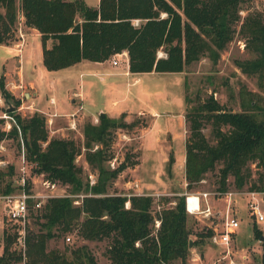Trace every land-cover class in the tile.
<instances>
[{
    "label": "trees",
    "instance_id": "16d2710c",
    "mask_svg": "<svg viewBox=\"0 0 264 264\" xmlns=\"http://www.w3.org/2000/svg\"><path fill=\"white\" fill-rule=\"evenodd\" d=\"M247 1L98 0L97 8L92 9L83 0H0V45L13 41L15 30L19 38L16 25L21 17L22 29H33L39 35L41 64L47 72L81 61L102 63L125 53L131 74H180L202 58L218 61L220 52L233 40L234 26ZM240 33L255 58L238 62L237 67L247 76L264 80V19L247 16ZM0 97L14 109L9 114L15 124L7 133L0 131V141L20 137L26 165L33 174H41L50 183L67 185L69 196L80 194L79 200L69 196L49 198L38 208L35 202H28L23 248L16 246L17 228L2 218L7 225L2 230L0 264H96L80 249H65L63 253L47 250L50 241L71 232L88 242L107 240L108 264H187L192 229L185 196L176 197L174 206L157 204L159 213L154 216L149 196L107 193V186L127 167L122 161L113 169L102 168L103 162L112 158L108 151L111 133L133 126L122 121L123 114L119 119L98 117L96 125L85 123L78 146L71 139H49L45 119L39 113L27 117L16 113L20 102L5 90L1 77ZM250 102L242 107H251ZM185 118L189 124L187 187L217 170L220 193L227 192L230 176L236 188L242 189L250 177L248 164L264 165V119L254 113L225 111L210 95L189 107ZM206 125L210 126L213 144L203 134ZM82 149L84 161L97 171L92 186L82 183L81 170L75 165ZM172 163L171 157L168 166ZM12 175V166L0 168V195L14 191L10 183L4 184ZM251 190L263 191L255 185ZM155 222H159L157 229ZM254 232L260 239V232ZM212 234V229L197 234L193 246L209 240ZM262 247L264 264V239Z\"/></svg>",
    "mask_w": 264,
    "mask_h": 264
},
{
    "label": "rangeland",
    "instance_id": "374dc122",
    "mask_svg": "<svg viewBox=\"0 0 264 264\" xmlns=\"http://www.w3.org/2000/svg\"><path fill=\"white\" fill-rule=\"evenodd\" d=\"M239 15L240 20L234 26L233 40L220 52V57L216 63L208 58H202L200 61L187 66L183 73L142 74L137 76L138 81L135 83H132L136 78L135 76L109 77L105 75V73H112L106 65H109L114 55L107 60L106 64L98 68H94L89 62H82L70 68L47 72L42 67L39 59H36L34 51L37 47L39 48V41H36L37 46H35L33 38L29 37L27 39V45L25 44L19 50V53L13 49H0V75L4 73L5 75L12 74L14 76L19 71L20 80H17L19 86L16 88L17 92L23 91L28 82L33 85L36 97L33 96L32 100L37 103L32 106L31 113H34V109H45L50 113L64 114L73 112L78 106L81 107L80 111L78 110L76 116H74V130L52 134L50 128L63 127L64 118H57L58 120L53 122L51 127L45 122L49 139H71L78 146H81L82 126L85 123L96 125L97 122H94V120H98L99 113L107 112L112 101L121 100L134 112L140 110L146 113L143 116L129 114L128 118L123 117L122 121L126 125L133 124V126L116 129L111 133L108 151L112 158L103 162L102 168L105 170L115 168L122 161L126 163L127 167L110 183V186H107L106 190L108 194L125 197L136 194L151 197L153 200L151 209L154 216L159 213L157 204L164 203L163 207L174 206L178 196L209 194L208 205L212 216H189V226L192 229V235L190 236L192 247L190 248L187 264L193 262L197 264H226L230 261H233L234 264H262L264 223H256L251 216L248 203L251 200L249 193H259L257 197L264 214V165H257V162L254 164L249 163L247 167L250 171V177L243 188L237 189L233 177L230 176L227 181V192L220 193L218 191L219 176L217 170L207 173L200 183L189 188L185 180L184 164L181 160L177 163L173 160L174 164L171 165L172 175L170 174L171 167L168 166V162L163 163V159L168 158L169 153H173L178 149L172 141V127L179 130L180 142L186 143L189 137V124L185 118L188 108L196 106L210 95L225 111L241 112L247 110L260 119H264V80H260L254 75L247 76L237 67L238 62L255 58V55L246 47L245 38L240 33V26L247 16H260L264 19V0H248L242 5ZM22 31L26 32L23 29ZM16 34L17 30L14 31L12 37L14 35L16 37ZM26 34H30V32L27 31ZM30 41L32 42L30 43ZM47 44L49 45L50 42ZM158 56L162 57L163 52L159 51ZM110 84L115 86L116 97H113L114 94L108 90ZM72 94L76 95L72 96ZM50 98L54 103L49 102ZM13 99H18L19 102H23V105L30 106V103H28L31 100L30 96L26 98L13 96ZM247 101H251L252 108L242 107ZM9 103L13 104L12 101H9ZM246 105L247 103L244 106ZM4 107L5 104L0 107V114L3 112ZM22 112L26 117L30 115L26 111H21L18 114L22 117H24ZM152 112L158 114L157 123L161 129V134H158L155 139H160L161 144L158 145L161 147L151 150L157 151L158 155L145 156L142 159L143 152L149 149L142 146L143 133L147 128L155 126L153 118L150 116ZM39 114L46 121V115ZM81 114L88 117L93 116L95 119L92 121L89 118H82ZM166 120L170 123L163 124ZM179 120L180 123L177 122ZM2 128H4V121L0 120V130ZM203 134L210 144L214 143L210 126L206 125L204 127ZM155 139L152 142H157ZM18 143V139L4 138L2 142L4 152H0V162H3L0 168L12 166L13 170L12 177L6 178L4 184L10 183L14 191L16 190L15 185L18 177L16 175L19 161ZM181 150L183 151V148ZM75 165L81 170L82 183L87 182L88 186H92L97 179V171L89 167L84 161L83 149L76 157ZM26 172L25 191L33 195L45 194L46 190L41 186L43 176L33 174L28 167ZM91 181L93 184H90ZM252 185L263 191L251 190ZM56 186V194L69 196L70 188L67 185L56 183ZM69 197L79 200L80 194ZM202 201V206L205 208L207 204L204 200ZM125 205L127 207L128 204ZM226 211L229 212L230 217L239 223V228L229 243L230 255L226 257V248L216 246L209 240L194 247L193 241L196 240L197 234H205L209 229H212L213 233L214 229L217 232L222 231ZM6 225L0 211V254L2 230ZM254 229H257L262 235L260 239H258ZM66 238L69 239L67 242L65 241ZM107 248V240L88 242L78 238L75 232L65 234L47 244V250L54 249L60 253H63L65 249H80L81 254L90 255L96 264L109 263L106 253ZM9 264H23V261L10 262Z\"/></svg>",
    "mask_w": 264,
    "mask_h": 264
},
{
    "label": "built area",
    "instance_id": "2783aa9c",
    "mask_svg": "<svg viewBox=\"0 0 264 264\" xmlns=\"http://www.w3.org/2000/svg\"><path fill=\"white\" fill-rule=\"evenodd\" d=\"M19 39H21V35H19ZM21 45H17L16 49L19 52ZM110 65L112 67H119L124 66L125 69H128V60L125 53L116 54L113 56V58L110 60ZM26 107H23L22 105H18L16 108V113H20L21 111H25ZM55 115L53 114L52 117ZM74 115H70L69 118L73 119ZM0 120L4 121V128H2V131L4 133H7L11 126L15 125L13 118L10 116L9 113H6L5 111L1 112L0 114ZM94 122H97L95 119ZM47 124L50 125L51 121H47ZM16 127V126H15ZM69 129L74 130V122L71 120L69 123ZM18 137H19V131L16 127ZM5 138V137H4ZM19 141V157H18V166L16 168V175H18L16 179V190L9 194L0 195V211L1 216L6 220V222L13 224L17 228V242L16 246L23 248V242H24V225L28 218V202H35V208H38L45 200L49 198H56V197H65L63 195L56 194V183H50L47 180H44L41 182V186H43L46 190L45 194L41 195H33L29 194L25 191L26 186V161L24 158V150L22 146V141L20 137L18 138ZM0 152H4V148L2 146V143L0 142ZM3 164V162H0V165ZM113 169V168H112ZM41 175V174H40ZM42 176V175H41ZM90 184H93L91 181ZM258 194L256 192L249 193L251 200L249 201V210L251 213V216L258 224L264 223V214L262 212L260 202L258 201ZM231 195V194H229ZM135 196H147V195H140L136 194ZM208 197L209 194L203 193V194H187L185 195V211L190 216H198V215H204L205 217L212 216L211 209L208 205ZM202 200L205 201L207 204L204 208L202 206ZM224 223L222 225L223 229L220 232H217L216 229H214V233L210 237L209 241L216 245V246H222L226 248V257L230 255L229 250V243L231 241V238L233 235L236 234L239 223L237 220L229 216V212L226 211L224 215ZM159 227V222H155V228L157 229ZM69 239L66 238L65 241L67 242ZM192 264H197L193 262ZM226 264H234L233 261H230Z\"/></svg>",
    "mask_w": 264,
    "mask_h": 264
},
{
    "label": "crops",
    "instance_id": "0c3cea01",
    "mask_svg": "<svg viewBox=\"0 0 264 264\" xmlns=\"http://www.w3.org/2000/svg\"><path fill=\"white\" fill-rule=\"evenodd\" d=\"M84 4L88 7V8H92V9H96L97 8V5H98V0H83ZM17 26H18V35H21V39H19L17 37V34H16V37L14 38L13 41H11L10 43L6 44V45H0V49H13L15 50L16 52H18V50L16 49V46L17 45H21L20 49L26 44V41L27 39L30 37L32 40L35 41V46L36 45V41H39V35L38 33L33 30V29H26L25 31L26 32H23L22 31V18L19 17L18 18V23H17ZM28 32H30V34H26ZM27 35V36H26ZM29 35V36H28ZM32 41H30L31 43ZM27 45V44H26ZM36 48V47H35ZM19 49V50H20ZM20 52V51H19ZM18 52V53H19ZM34 54L36 56V59H39V62L41 63V46H40V41H39V48L37 47L36 51H34ZM3 61V60H2ZM19 62V61H18ZM82 62H87V61H81L75 65H78V64H81ZM92 64V66L94 68H98L100 66H102L103 64H106L107 61H104L102 63H93V62H89ZM74 66V65H73ZM110 71L112 73H105V75L109 76V77H119V76H124V77H129V76H135L136 78L133 80L132 83H135L138 81V78L137 76L139 75H134V74H131L128 72V69H125L124 66H119V67H112L109 63V65H106ZM43 67V66H42ZM72 67V66H70ZM68 67V68H70ZM153 74V73H151ZM0 77L2 78V82L4 84V88L11 94V96L13 97H17V96H23L24 97V94L25 93H28L31 97V100L28 102L30 103V106L29 105H23V102L20 101V105H22L23 107H26V112L27 113H30L32 112L33 110V107L35 103L34 101L32 100V97L35 96L36 97V92L34 91V88H33V85L28 82V84L25 85V89L23 91H19L17 92L16 88L19 87L17 85L18 83V79L20 80V72L17 71V73L13 76L12 74L10 75H5L4 73H2L0 75ZM16 84V85H15ZM23 85V84H22ZM114 84H110L108 86V90L110 93H113L114 96L113 97H116L115 94H116V90H115V86H113ZM9 86H11L9 88ZM21 86V84H20ZM76 94H72V96H74ZM18 100V99H16ZM49 102L52 104L54 103L53 100L50 98ZM125 102L121 101V100H116V101H112L109 105H110V108H108L107 112H102L104 114V116L106 118H110V119H114V118H118L121 114L124 115V117L128 118L129 117V114H136V115H144L146 113L142 112V111H136L134 112L133 110H131V108H129L127 105L124 104ZM3 101L0 97V107L3 105ZM7 106H10V105H7L5 104V107L3 108V111H5L6 107ZM81 107L78 106L77 109H75L73 112H69V113H64V114H55L54 112H48V110H36L34 109V112L37 111L39 113H42L44 115H46L47 119L45 122L47 121H51V124L48 125L49 127L53 126V122H55L56 120H58L57 118H64L65 122H64V126L63 127H60V128H50V133L52 134H56L58 132H64V131H69V130H72V129H69V123L71 122V120L74 122V127H75V119L73 117V119H70L69 116L70 115H74L76 116V113L78 112V110L80 111ZM1 111V110H0ZM46 111V112H45ZM23 113V112H22ZM55 115L54 117H52V115ZM25 114L23 113V116ZM150 116L153 118V121L155 123V126L153 127H149L147 128V130L145 131V133H143V136H142V146L143 148H149V149H146L145 152H143V157L142 159L145 157V156H153V155H158V152L157 151H151L153 148H157V147H161L160 145L158 144H161V141L160 139H155V137L158 135V134H161V129L159 128L158 126V123H157V118H158V114L155 113V112H152L150 114ZM81 117H85V118H89L90 120L93 121V119H95V117H91V116H84L81 114ZM61 120V119H60ZM181 120V119H180ZM180 120L177 121L180 123ZM168 120H166L164 123H170V122H167ZM160 124V123H159ZM162 125V124H161ZM177 126V124H176ZM175 126V127H176ZM2 130V129H1ZM0 130V131H1ZM179 130L178 129H175L174 127H172V132H173V137H172V141L173 143L175 144V146L177 145L178 149H176L175 151H173V153H169L168 155V158H164L163 159V163L165 162H168L169 164V159L172 157L173 160L176 161V163L181 160V162L184 164V169H185V148H186V143L184 142H180L181 139H180V135H179ZM167 132H170V131H167ZM155 139V141L157 142H152V140ZM179 140V141H178ZM1 143L3 142V140L0 141ZM181 148H183V151L181 150ZM168 160V161H167ZM173 164H174V161H173ZM172 164V166H173ZM172 166H171V171H170V174L173 172L172 171ZM185 171V170H184ZM169 174V175H170ZM172 175V174H171ZM184 175H185V172H184Z\"/></svg>",
    "mask_w": 264,
    "mask_h": 264
},
{
    "label": "water",
    "instance_id": "95a60500",
    "mask_svg": "<svg viewBox=\"0 0 264 264\" xmlns=\"http://www.w3.org/2000/svg\"><path fill=\"white\" fill-rule=\"evenodd\" d=\"M28 95H29L28 93H25L24 97L26 98ZM13 111H14V109L12 107H10V106H7L6 109H5L6 113L13 112ZM98 117L101 119V118L104 117V114L103 113H99ZM191 247H192V243L190 241L189 242V248H191Z\"/></svg>",
    "mask_w": 264,
    "mask_h": 264
}]
</instances>
